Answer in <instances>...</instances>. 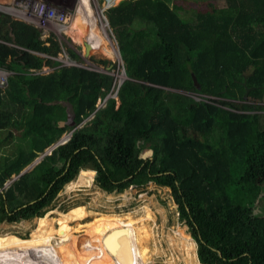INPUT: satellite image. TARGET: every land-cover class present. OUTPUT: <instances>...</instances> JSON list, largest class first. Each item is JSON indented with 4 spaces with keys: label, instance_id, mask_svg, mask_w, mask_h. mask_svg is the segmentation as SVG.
<instances>
[{
    "label": "trees",
    "instance_id": "trees-1",
    "mask_svg": "<svg viewBox=\"0 0 264 264\" xmlns=\"http://www.w3.org/2000/svg\"><path fill=\"white\" fill-rule=\"evenodd\" d=\"M204 1L225 6L189 20L166 0H121L106 10L127 79L99 109L97 100L116 89L112 77L79 67L36 73L56 63L31 52L56 56L58 43L0 12V68L13 73L0 89V131H7L0 189L78 126L0 191V223L42 217L89 168L108 194L149 182L169 188L201 264H264V217L252 208L264 192L263 108L166 91L235 99L248 90L264 104V0ZM62 103L71 107V128L59 126L67 118ZM14 135L20 140L9 143ZM144 142L152 149L147 160Z\"/></svg>",
    "mask_w": 264,
    "mask_h": 264
},
{
    "label": "rangeland",
    "instance_id": "rangeland-1",
    "mask_svg": "<svg viewBox=\"0 0 264 264\" xmlns=\"http://www.w3.org/2000/svg\"><path fill=\"white\" fill-rule=\"evenodd\" d=\"M120 1L121 0H114L115 3L112 6H116ZM166 1L173 9L175 8L174 6H177L178 10L176 11L174 9L175 12L179 14L182 19L186 20L191 19L192 13L195 11H205L211 9V7L222 8L225 6L223 1ZM104 3V0H11L10 2H8V0H0V12L10 15L11 19L22 21L36 28L41 33L40 39L42 41H46L47 38L52 37L53 40L58 43L59 52L56 56L50 57L45 54L31 52L40 58H49L56 63L52 68L43 66L42 69L36 73L44 75L59 67H79L112 77L116 88L117 85L121 84V82L123 83L127 78L124 74L122 60L117 54V41L115 39V34L108 24L106 18L107 8L106 3L105 5ZM40 4L45 6L47 9L46 12L48 13L42 12V8L37 13H31L34 6H42ZM98 7H100L102 18L104 17L103 21L99 18ZM11 8L13 11L14 9L21 8L24 14L22 13L21 15L19 12L14 14ZM51 13H54V15L51 16ZM25 18H28V20ZM103 22L106 26L108 25L106 32L104 31L109 40L108 44L105 43V37L100 29ZM5 44L12 46L10 43ZM85 44L91 46L88 55H86ZM46 45L48 46L49 43L46 42ZM106 45L115 51L117 55L116 58H110L104 53L103 47ZM69 51H72L75 57H72ZM11 74L13 73L0 68V86L7 83V79ZM121 76L123 79L119 80ZM116 81L118 84H116ZM5 87L6 86L0 87V89H4ZM166 91L179 93L197 102L204 101L216 105L222 103L232 104L234 106L249 105L257 106L264 110V104L262 102L252 101L248 96L246 98L238 97L231 99L227 97H210L185 90L167 89ZM114 92L112 93L111 89L106 95L100 97L97 100L96 109L104 107L106 100L109 98L117 99ZM62 105L65 106L67 112L65 121L71 124V107L67 103H62ZM92 115L93 114L84 119L82 124L89 121ZM65 121L60 127L71 128L72 125L65 123ZM77 127L78 126L73 129ZM69 131L67 130L62 136L67 135ZM6 136L7 131H0V141H6L3 140ZM19 140L18 136L14 135L9 143H18ZM142 144L143 152L141 157L147 160L151 156L152 149L150 143L144 142ZM1 149H4V146L0 148V151ZM37 158L35 160H37ZM34 161L24 168L26 169L24 173L29 172L39 163V161L33 163ZM83 170L91 169L85 168ZM81 171H79L78 175L73 180L63 186L50 205L45 208L42 217L0 223V239L3 240V243H7L5 241H7L8 237L18 242L32 240L34 237L39 238V236L42 238L50 226L54 229H59L57 219L64 215H69L70 211L74 208L82 207L85 211V216L69 219L71 220L68 223L69 229L64 230V233H62V235H65V233L69 235V244L83 236L87 237L89 234L98 233L97 231L100 227L95 224V221L98 219V223L103 222V220H100L102 218L115 222L130 221L134 227L137 245L142 254L143 264H201L197 257L198 245L191 237L187 225L180 219L178 205L172 198L169 188L160 187L153 182H149L141 185H131L122 192L108 194L95 185L94 175L90 184L81 186L76 185L75 182ZM233 171V176H235V170ZM93 173L95 174L94 171ZM14 176H12V178ZM12 182L11 179L6 180L2 189H6ZM2 189H0V191H2ZM252 208L255 215L264 217V192L259 195L254 205L252 204ZM41 218L47 219L43 226L39 223V219ZM48 223L51 224L48 226ZM181 234L186 237L185 241L181 239ZM109 235L110 232H107V236ZM58 236H54V238ZM89 243L88 241L86 244L88 245ZM63 244L65 247H68V243L63 242ZM52 245H56L54 239ZM16 248L24 253H27L28 250L30 252V249L26 247H19L18 249V247L15 246L13 249ZM111 257L114 258L112 255ZM15 258L16 257L13 255L10 260H3V264H17ZM41 260L39 261V259H37L35 262L49 264V262H45L44 259Z\"/></svg>",
    "mask_w": 264,
    "mask_h": 264
},
{
    "label": "bare ground",
    "instance_id": "bare-ground-1",
    "mask_svg": "<svg viewBox=\"0 0 264 264\" xmlns=\"http://www.w3.org/2000/svg\"><path fill=\"white\" fill-rule=\"evenodd\" d=\"M106 1L108 2L111 0H104L105 3H107ZM98 10L100 15L99 18L103 21L104 17L102 18L100 7H98ZM107 27L108 25L106 26L104 22L100 27L105 37L106 44L109 43L105 33ZM90 47L89 44H85L86 55H88ZM103 51L110 58L117 57L115 51L107 45L103 47ZM122 79L123 77L121 76L119 80ZM116 84H118L117 81ZM93 175L94 173L91 170H82L75 184L78 186L88 185L93 180ZM84 216L85 211L83 208L77 207L72 209L69 215H64L57 219L59 229H54L50 226L42 238L39 236V238L34 237L32 240L18 242L8 237L7 241H5L7 243H3V240L0 239V264L4 263L3 260H10L13 255L16 257L15 262L17 264H41L40 262H35L37 259H39V261L44 259L45 262H49V264H143L142 254L137 245L134 227L130 221L115 222L102 218L100 220H103V222L98 223V219L95 221V224H97L96 226L100 227L97 231L98 233L89 234L87 237L83 236L69 244V235H66V233L62 235L64 230L69 229L68 223L71 221L69 219ZM46 221V218L39 219V223L42 226L45 225ZM50 224L51 223H48V226ZM107 232H110L109 236H107ZM54 236L58 237L54 238ZM180 237L185 241L186 237L183 234H181ZM53 239L56 242L55 246L52 245ZM88 241L90 243L87 245L86 243H88ZM63 242L68 243V247H65ZM15 246L18 247V249L19 247H26L30 249V252L28 250L27 253H24L21 252V250H17V248L13 249ZM111 255L114 258H112Z\"/></svg>",
    "mask_w": 264,
    "mask_h": 264
},
{
    "label": "water",
    "instance_id": "water-1",
    "mask_svg": "<svg viewBox=\"0 0 264 264\" xmlns=\"http://www.w3.org/2000/svg\"><path fill=\"white\" fill-rule=\"evenodd\" d=\"M117 54H118L119 57H120V53H119V49H118V47H117ZM120 58H121V57H120ZM124 74H125V73H124ZM192 81H193L194 86H196V88L199 89V85H198V83H197L196 78H195L194 75H192ZM121 83H122V82H121ZM120 85H121V84H119V85L116 87V90H115V92H114V94H115L116 96H117V92H118V89H119ZM247 93H248V90H246V92L244 93L243 98H246V97H247ZM70 119H71V118H70ZM71 120H72V119H71ZM70 122H71V124L65 121V123L70 124V125L73 126V125H74L73 121H70ZM63 123H64V122H60V123H59V126L62 125ZM73 130H74V129H72L71 131H69V133H67V135L61 136V138H60V139H59L54 145H52L51 147H49L48 149H46L42 154H40V155L38 156L37 160H35L33 163L38 162V161L40 162V160H41L45 155L50 154V152H51L55 147H57L58 145H62V144H64L65 142H67V140H68L69 136L71 135V133L73 132ZM25 171H26V169L22 170V171L19 173V175H17V177H16V176H14L13 178L11 177V178H10L11 181H14L16 178H18V177H20L21 175H23Z\"/></svg>",
    "mask_w": 264,
    "mask_h": 264
},
{
    "label": "built area",
    "instance_id": "built-area-1",
    "mask_svg": "<svg viewBox=\"0 0 264 264\" xmlns=\"http://www.w3.org/2000/svg\"><path fill=\"white\" fill-rule=\"evenodd\" d=\"M114 3H115L114 0L108 1L106 3V8L108 9V8L112 7V5H114ZM40 5H42L44 8L42 6L35 5L31 13H37V12H39L41 10V8H42V12L48 13V12H46L47 9L45 8V6L43 4H40ZM11 11H13L12 8H11ZM17 12H19L22 15L23 9H21V8L14 9L13 13L15 14ZM53 15H54V13H51V16H53ZM25 19L28 20V18H25ZM6 84L5 85L3 84V86H0V87H4V86H6Z\"/></svg>",
    "mask_w": 264,
    "mask_h": 264
},
{
    "label": "crops",
    "instance_id": "crops-1",
    "mask_svg": "<svg viewBox=\"0 0 264 264\" xmlns=\"http://www.w3.org/2000/svg\"><path fill=\"white\" fill-rule=\"evenodd\" d=\"M10 1H11V0H8V2H10ZM6 86H7V84H6ZM5 88H6V87H5ZM5 88H4V89H5ZM4 89H1V90H4Z\"/></svg>",
    "mask_w": 264,
    "mask_h": 264
}]
</instances>
